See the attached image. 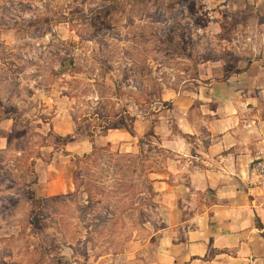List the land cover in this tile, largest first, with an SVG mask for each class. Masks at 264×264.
<instances>
[{
	"label": "rangeland",
	"instance_id": "1",
	"mask_svg": "<svg viewBox=\"0 0 264 264\" xmlns=\"http://www.w3.org/2000/svg\"><path fill=\"white\" fill-rule=\"evenodd\" d=\"M263 56L264 0H0V264H91L155 240L158 210L115 160L144 168L157 119L138 151L113 141L82 164L89 192L74 193L75 155L167 107L200 62Z\"/></svg>",
	"mask_w": 264,
	"mask_h": 264
},
{
	"label": "crops",
	"instance_id": "2",
	"mask_svg": "<svg viewBox=\"0 0 264 264\" xmlns=\"http://www.w3.org/2000/svg\"><path fill=\"white\" fill-rule=\"evenodd\" d=\"M166 100L157 114L135 118L133 134L116 128L100 143L130 141L138 151L137 137L159 122V151L144 161L161 223L155 240L91 264H264V189L253 167L264 157V56L234 69L202 61ZM91 146L76 145L83 152Z\"/></svg>",
	"mask_w": 264,
	"mask_h": 264
},
{
	"label": "trees",
	"instance_id": "3",
	"mask_svg": "<svg viewBox=\"0 0 264 264\" xmlns=\"http://www.w3.org/2000/svg\"><path fill=\"white\" fill-rule=\"evenodd\" d=\"M121 122H123V127L126 128V130L133 134V129L126 127L124 125V119L121 117ZM59 140H62L64 143L71 138L70 134H66L64 136L58 135ZM110 143H107L104 146H99L96 147L95 145L92 146V149L88 153H84L82 156L75 155L76 158V169L73 172V183H74V193H76L79 189L80 185H83V190L86 192L88 191V182L87 181H82L80 175V171L86 169L84 165L90 161L94 160V157L101 153L102 151H107L109 150ZM118 155V153H115ZM139 155H133V154H123L119 155L117 157V162L118 168L124 170V176L122 177V180L126 179H134L137 180L134 184L139 185L142 189V192L144 191L147 193V198L151 199L153 196V192L151 190V185H150V180L147 177V173L145 169L143 168L142 162L139 161ZM83 166V168H82ZM86 166V165H85ZM87 172V171H86ZM131 177V178H129ZM40 200H45L44 198H40Z\"/></svg>",
	"mask_w": 264,
	"mask_h": 264
},
{
	"label": "built area",
	"instance_id": "4",
	"mask_svg": "<svg viewBox=\"0 0 264 264\" xmlns=\"http://www.w3.org/2000/svg\"><path fill=\"white\" fill-rule=\"evenodd\" d=\"M253 167L256 171L258 184L264 189V157H256L253 161Z\"/></svg>",
	"mask_w": 264,
	"mask_h": 264
}]
</instances>
